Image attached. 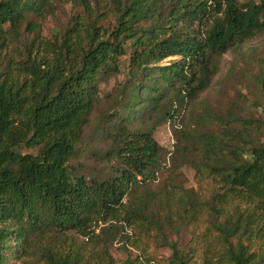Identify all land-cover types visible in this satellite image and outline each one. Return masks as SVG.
<instances>
[{"label": "trees", "instance_id": "trees-1", "mask_svg": "<svg viewBox=\"0 0 264 264\" xmlns=\"http://www.w3.org/2000/svg\"><path fill=\"white\" fill-rule=\"evenodd\" d=\"M102 1L109 6L104 14L101 0H72L82 11L52 39L38 31L52 0H0V264H115L94 228L112 221L161 239L172 250L171 264H264V212L257 210L264 208V117L242 115L233 105L225 112L205 106L177 144L196 176L213 182L208 199L191 203L183 190L173 192L215 236L203 253L199 232L189 248L169 238L172 213H162L153 192L135 198L165 167L167 151L154 127L123 123L148 100L155 109L169 101L161 119L176 121L209 87L218 59L264 32V0ZM110 14L114 27L100 23ZM129 47L134 71L129 99L120 103L128 113L113 114L110 147L98 151L110 167L86 173L73 161L100 83L120 72ZM171 56L182 58L157 65ZM261 65L256 83L263 96L255 103L264 111L263 59ZM90 244H102L98 257Z\"/></svg>", "mask_w": 264, "mask_h": 264}, {"label": "rangeland", "instance_id": "rangeland-1", "mask_svg": "<svg viewBox=\"0 0 264 264\" xmlns=\"http://www.w3.org/2000/svg\"><path fill=\"white\" fill-rule=\"evenodd\" d=\"M165 4L170 0H162ZM261 0H239L241 3ZM106 1L101 0L99 12L102 14L108 12ZM48 16L45 21L39 20L41 26L38 31L43 35L54 39L56 34L63 32L69 25L72 17L81 12L82 9L75 7L72 0H52L47 8ZM31 19L36 20L34 16ZM100 23L106 27H114L115 15L110 14L107 18L100 19ZM151 21L145 23L149 25ZM198 24L192 26L191 32L197 31ZM21 44V43H20ZM129 44V43H128ZM130 46V45H129ZM131 48L121 58V70L119 73L106 78L100 83V100L94 110L90 122L85 127L81 147L78 156L73 161L77 167L82 164L85 172L94 174L108 170L110 164L106 159L100 156L99 150H106L110 147L109 132H113L109 127L113 124L115 112L121 110V115H127L128 109H120L123 101L129 99V92L126 86L133 76V67L131 66ZM181 56H171L157 65H170L180 60ZM264 60V32L244 42L237 49L230 50L223 54L217 61L218 69L212 77L210 85L201 92L194 100L188 101L181 109V113L176 121H163L161 116L165 110H170L169 101L165 100L158 108L153 107L149 100L144 102L142 109L132 118L124 119L123 123L129 129L133 130H154V138L166 149L167 154L165 167L157 173V177L145 184L143 189L135 198L143 197L145 191L153 192L157 199L162 213H172L173 225L165 224V233L172 240H177L180 245L190 247V243L196 232L201 236V253L212 244H216L215 236L211 230L205 226H198L192 215L186 214V205L180 204L179 199H174L173 192L183 190L191 199H208L213 192L211 178L196 176V171L190 165L191 159L187 152L177 150V144H184L187 134L194 128V119L200 114L205 106H210L219 112H225L230 106L243 108L238 109L242 115L263 116L264 111L261 106L256 105V100H262L263 94L256 83V76L261 71V61ZM156 68L155 64H151ZM139 75V79L142 78ZM130 84V83H129ZM174 99V96L172 97ZM25 151L35 152L34 149ZM246 208L254 209V204L243 205ZM258 211L264 208L259 206ZM113 224L114 226H111ZM200 224V223H199ZM173 226H176L174 228ZM97 234L108 243L110 252L115 259V264H171L169 259L172 250L162 244L158 237L148 240V238L139 234L136 226H128L124 222L100 223L94 227ZM87 242L88 239H85ZM264 249V241H259ZM256 248V243L252 246ZM102 244L89 245V251L96 257L99 256Z\"/></svg>", "mask_w": 264, "mask_h": 264}]
</instances>
